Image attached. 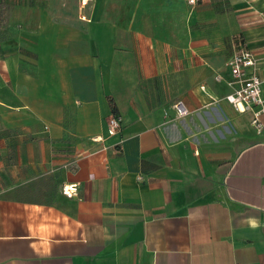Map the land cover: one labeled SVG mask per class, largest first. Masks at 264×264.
Returning <instances> with one entry per match:
<instances>
[{"label":"crops","instance_id":"0c3cea01","mask_svg":"<svg viewBox=\"0 0 264 264\" xmlns=\"http://www.w3.org/2000/svg\"><path fill=\"white\" fill-rule=\"evenodd\" d=\"M242 47L264 0H0V264H264Z\"/></svg>","mask_w":264,"mask_h":264},{"label":"built area","instance_id":"2783aa9c","mask_svg":"<svg viewBox=\"0 0 264 264\" xmlns=\"http://www.w3.org/2000/svg\"><path fill=\"white\" fill-rule=\"evenodd\" d=\"M190 4H196L197 0H188ZM233 83L236 84L234 91L226 96L227 100L235 105L240 111L251 110L253 112L252 123L262 130L263 123L261 121L264 115V76L256 73L257 59L253 51L247 47L236 50L228 61ZM180 116L188 114L185 103L178 101L174 104ZM122 126V118L114 113L109 119V133L111 135L120 131ZM65 195L72 197L78 192L76 184L65 185L63 188Z\"/></svg>","mask_w":264,"mask_h":264},{"label":"trees","instance_id":"16d2710c","mask_svg":"<svg viewBox=\"0 0 264 264\" xmlns=\"http://www.w3.org/2000/svg\"><path fill=\"white\" fill-rule=\"evenodd\" d=\"M113 108H114V109H113V110H114V113H117V111H116L115 107H113Z\"/></svg>","mask_w":264,"mask_h":264}]
</instances>
